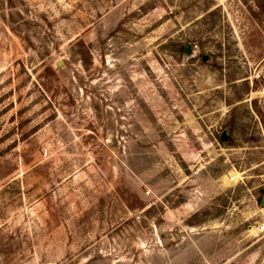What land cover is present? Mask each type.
I'll return each mask as SVG.
<instances>
[{"label":"rangeland","instance_id":"1","mask_svg":"<svg viewBox=\"0 0 264 264\" xmlns=\"http://www.w3.org/2000/svg\"><path fill=\"white\" fill-rule=\"evenodd\" d=\"M262 228L255 0H0V264H264Z\"/></svg>","mask_w":264,"mask_h":264},{"label":"trees","instance_id":"2","mask_svg":"<svg viewBox=\"0 0 264 264\" xmlns=\"http://www.w3.org/2000/svg\"><path fill=\"white\" fill-rule=\"evenodd\" d=\"M255 3L258 5L260 13H264V0H255ZM255 13V16L257 17L258 15Z\"/></svg>","mask_w":264,"mask_h":264},{"label":"water","instance_id":"3","mask_svg":"<svg viewBox=\"0 0 264 264\" xmlns=\"http://www.w3.org/2000/svg\"><path fill=\"white\" fill-rule=\"evenodd\" d=\"M187 54H188V55L191 54V45H188V46H187ZM203 59L206 60L207 57H204ZM223 138H224V140H226V133H225V132L223 133Z\"/></svg>","mask_w":264,"mask_h":264},{"label":"built area","instance_id":"4","mask_svg":"<svg viewBox=\"0 0 264 264\" xmlns=\"http://www.w3.org/2000/svg\"><path fill=\"white\" fill-rule=\"evenodd\" d=\"M262 229H264V228H262Z\"/></svg>","mask_w":264,"mask_h":264}]
</instances>
